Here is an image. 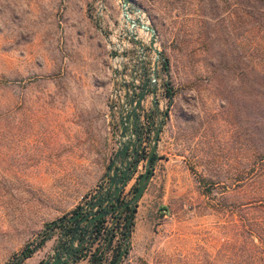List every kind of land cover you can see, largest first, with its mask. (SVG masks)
Returning <instances> with one entry per match:
<instances>
[{
	"label": "rangeland",
	"instance_id": "obj_1",
	"mask_svg": "<svg viewBox=\"0 0 264 264\" xmlns=\"http://www.w3.org/2000/svg\"><path fill=\"white\" fill-rule=\"evenodd\" d=\"M128 7L157 32L159 111L149 92L143 153L119 205L134 197L163 124L119 264H264V0ZM130 29L122 0H0V264L27 252L16 264L52 259L80 220L66 219L110 184L119 111L134 99L133 74L138 93L154 60L149 36L137 27L142 60ZM128 211L99 222L79 264L95 254L112 263Z\"/></svg>",
	"mask_w": 264,
	"mask_h": 264
},
{
	"label": "water",
	"instance_id": "obj_2",
	"mask_svg": "<svg viewBox=\"0 0 264 264\" xmlns=\"http://www.w3.org/2000/svg\"><path fill=\"white\" fill-rule=\"evenodd\" d=\"M130 1L131 0H122L124 18L131 25V29L130 31H127V33L129 34L131 40L137 44L142 60H144L145 58L146 49L143 39L140 38L137 32V27H139L145 34L149 36L148 42L146 44L154 52L153 69L151 71L150 77H145L144 81L142 82L141 89L138 93H136L137 87L135 86L136 75L133 74L131 86L134 99L130 103L128 101H125L124 106L119 111V118L121 123V141L118 144L116 157L107 175V177L109 175H112L110 179V184L101 193H98V199L89 201L84 207H81V210L75 216L66 219L68 223L71 224L74 223L81 215H83L78 221V225L75 226L73 237L67 247L58 248V250L54 253V257L52 259H47L43 264H76V262L80 259L79 256L82 252L83 245L87 242L89 236L93 233L94 228L97 226V223H99L104 217L115 212L119 207H121L122 210L127 207H130L131 209L136 208L137 202L145 191V188L153 173V158L157 154L159 134L163 124L162 120L158 122L157 129L154 131L152 141L150 142V152L147 155L145 172L138 182V189L134 197L129 202L119 206V196L123 188L129 183L130 179L136 172L139 163L138 160L140 153H143V149L141 148L140 144L142 139L139 136V123L141 112L144 109L143 102L149 92L152 94L153 107L157 111H159L156 97L158 67L161 55L159 49L157 48V32L156 29L150 23L144 21L143 15L141 14V11L139 9L133 8L138 16H136L135 18L130 17L128 7ZM112 52L114 54V50ZM142 66L144 67V62H142ZM122 73H124V68H122ZM125 87L126 92H129V88L127 87V85H125ZM130 149L131 151L128 152ZM143 155L144 154H142L141 157H143ZM134 160L136 161L134 162ZM119 162L120 166L116 167L117 163ZM121 170L122 174L119 176V172ZM102 196L106 197L102 198ZM113 202L117 203V206L113 209H110V207L108 206H111ZM102 203H104L106 207L101 206ZM96 208L104 209H102L100 213L96 214V212L94 211ZM56 223V221L53 222L52 226ZM81 224H84V226L80 227ZM81 232L84 234V237L79 241L78 245H75L74 243L78 239L77 234L80 235ZM130 235L131 229H129L127 232L126 244L122 253L120 254L119 263L128 245ZM25 257V253H22L16 259L15 263L12 264H16L17 261L22 262Z\"/></svg>",
	"mask_w": 264,
	"mask_h": 264
},
{
	"label": "trees",
	"instance_id": "obj_3",
	"mask_svg": "<svg viewBox=\"0 0 264 264\" xmlns=\"http://www.w3.org/2000/svg\"><path fill=\"white\" fill-rule=\"evenodd\" d=\"M135 212H136V208L129 209L128 214L126 215L125 233H123V235L125 236V238L127 237L128 230L129 229H132V226L134 224V214H135ZM100 229H101V227H100V225H98V227H97V230L98 231L97 232H100ZM113 237H114V235L110 239L113 240ZM121 252H122L121 249L119 251H117V253L113 257V260H112V263L111 264H119L118 257L121 254ZM29 253H31V252L25 253L26 257H28ZM84 256L85 255H83L82 258ZM90 261H91L90 264H103V258H102L101 255H96L95 254Z\"/></svg>",
	"mask_w": 264,
	"mask_h": 264
},
{
	"label": "flooded vegetation",
	"instance_id": "obj_4",
	"mask_svg": "<svg viewBox=\"0 0 264 264\" xmlns=\"http://www.w3.org/2000/svg\"><path fill=\"white\" fill-rule=\"evenodd\" d=\"M121 174H122V171L119 172V176H120ZM111 177H112V175H110V176L108 177V180H107L106 185L109 184V182H110V178H111ZM103 190H104V189H103ZM103 190H102V191H103ZM103 197H106V196H102V198H103ZM98 198H99V196H97V197L95 198V200L98 199ZM101 206L106 207L104 203H102ZM116 206H117V203H115V202H113L111 206L109 205L110 209H113V208H115ZM119 206H121V205H119ZM119 208H120V207H119ZM119 208H118V209H119ZM102 209H104V208H97V209H95L96 214L100 213V212L102 211ZM127 209L129 210L130 207H127ZM85 213H87V212H85ZM115 213H116V212H115ZM82 216H83V215H81V216L79 217V219H80ZM104 218H106V217H104ZM104 218H103L101 221H103ZM98 225H99V223H97V226H98ZM79 257L81 258V254H80Z\"/></svg>",
	"mask_w": 264,
	"mask_h": 264
},
{
	"label": "crops",
	"instance_id": "obj_5",
	"mask_svg": "<svg viewBox=\"0 0 264 264\" xmlns=\"http://www.w3.org/2000/svg\"><path fill=\"white\" fill-rule=\"evenodd\" d=\"M37 261H38V259L37 258H35L34 256L33 257H31V258H28L26 261H25V263L24 264H37ZM89 262V261H88ZM79 263H83V261H78L76 264H79Z\"/></svg>",
	"mask_w": 264,
	"mask_h": 264
},
{
	"label": "built area",
	"instance_id": "obj_6",
	"mask_svg": "<svg viewBox=\"0 0 264 264\" xmlns=\"http://www.w3.org/2000/svg\"><path fill=\"white\" fill-rule=\"evenodd\" d=\"M152 69H153V67H152ZM137 81V80H136ZM137 83V82H136Z\"/></svg>",
	"mask_w": 264,
	"mask_h": 264
}]
</instances>
